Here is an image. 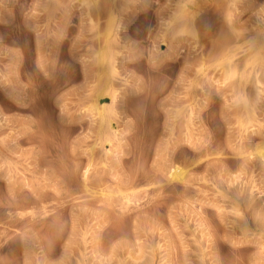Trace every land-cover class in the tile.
<instances>
[{"label":"rangeland","instance_id":"obj_1","mask_svg":"<svg viewBox=\"0 0 264 264\" xmlns=\"http://www.w3.org/2000/svg\"><path fill=\"white\" fill-rule=\"evenodd\" d=\"M90 1L0 0V264H264V0Z\"/></svg>","mask_w":264,"mask_h":264},{"label":"bare ground","instance_id":"obj_2","mask_svg":"<svg viewBox=\"0 0 264 264\" xmlns=\"http://www.w3.org/2000/svg\"><path fill=\"white\" fill-rule=\"evenodd\" d=\"M88 2H89V0H87ZM90 2H94L93 0H91ZM90 4V3H89ZM181 4V3H180ZM180 4H178V5H180ZM186 7H187V5L185 4V3H183L182 5H180V11H179V9H178V11L179 12H183V13H185L184 11H188L187 9H189L188 7H187V9H186ZM178 11H176V12H178ZM190 11V10H189ZM178 12V13H179ZM191 12V11H190ZM183 13H181V14H183ZM186 14V13H185ZM174 16L173 17H171L172 19H171V21H170V24L169 25H171V23L173 24V22H175V21H177V19L178 18H180V16L178 15V14H176L175 15V13L173 14ZM112 16V15H111ZM193 19H194V14L191 12V18H190V20H192L193 21ZM110 23H109V27H107V33H108V35L109 34H111L112 33V30L114 31V28H116V18H115V16L113 15V17L112 18H110ZM191 22V21H190ZM193 22H191V25H193L192 24ZM118 25V24H117ZM118 27V26H117ZM117 29V28H116ZM111 32V33H110ZM107 53H108V55H107V53L105 54L104 52H99L100 54H98V57H97V59L99 60L98 62L99 63H101V64H104V63H106V61L108 62H110V63H112L111 61L113 60L114 61V59H112V57H114L113 55L111 56V52H109V51H106ZM107 64V63H106ZM109 64V63H108ZM113 64H115V63H113ZM229 65V64H228ZM105 67H106V69L108 68V65L106 66V65H104ZM111 66V64L109 65V67ZM113 66L114 65H112V67H111V69L113 68ZM105 69V72H112L113 71V69H115V68H113L112 70H110V68L109 69H107L106 70ZM109 70V71H108ZM114 72V71H113ZM112 72V73H113ZM111 75V73H108L107 75ZM101 96H103V94L101 93H99L94 99H93V101H92V103L90 104V107L92 108V110H95L96 112H97V114H98V116H99V118H100V121H101V126L103 127L104 125V123H105V107H104V105L102 106L101 105V102L99 101L100 100V97ZM101 127V128H102ZM263 151H264V147H259L258 148V154H259V156H262L263 155ZM173 176H172V179H174V180H176V179H178L179 181H180V179L181 180H183V178H184V175H185V170H182V169H176L175 170V172L172 174Z\"/></svg>","mask_w":264,"mask_h":264}]
</instances>
